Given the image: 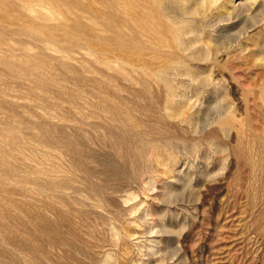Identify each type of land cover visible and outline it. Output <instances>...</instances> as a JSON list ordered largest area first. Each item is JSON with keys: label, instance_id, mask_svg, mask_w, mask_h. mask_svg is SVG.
Listing matches in <instances>:
<instances>
[{"label": "rangeland", "instance_id": "obj_1", "mask_svg": "<svg viewBox=\"0 0 264 264\" xmlns=\"http://www.w3.org/2000/svg\"><path fill=\"white\" fill-rule=\"evenodd\" d=\"M0 264H264V0H0Z\"/></svg>", "mask_w": 264, "mask_h": 264}]
</instances>
